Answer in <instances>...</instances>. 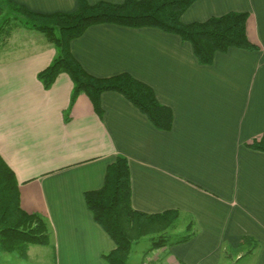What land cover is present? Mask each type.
I'll return each instance as SVG.
<instances>
[{
    "label": "crops",
    "instance_id": "0c3cea01",
    "mask_svg": "<svg viewBox=\"0 0 264 264\" xmlns=\"http://www.w3.org/2000/svg\"><path fill=\"white\" fill-rule=\"evenodd\" d=\"M13 1L39 13L72 12L79 3ZM231 11L249 13L247 34L257 49L217 51L211 64L200 63L181 36L150 26L93 24L71 41L88 73L127 72L150 85L173 111L170 130L118 91L102 93V116L85 92L71 105L67 73L48 89L38 77L57 55L54 44L39 31L13 30L0 48V154L16 174L21 207L45 216L52 238L30 245L25 257L0 251L1 262L48 264L50 257V264H106L103 255L116 243L85 194L104 186L108 167L122 155L129 161L132 207L154 215L175 210L173 231L193 232L187 241L153 250L147 235L150 250L133 255L131 264L146 258L264 264V151L251 147L264 134V0H196L181 20Z\"/></svg>",
    "mask_w": 264,
    "mask_h": 264
},
{
    "label": "trees",
    "instance_id": "16d2710c",
    "mask_svg": "<svg viewBox=\"0 0 264 264\" xmlns=\"http://www.w3.org/2000/svg\"><path fill=\"white\" fill-rule=\"evenodd\" d=\"M195 1L124 0L114 3L100 0L90 3L79 0L77 9L72 12L39 13L13 0H0V48L15 28L39 31L57 49L51 64L38 74L45 88H50L61 73H67L74 85L71 105L81 92H85L95 111L102 116V93L118 91L145 113L154 125L170 130L173 111L158 100L150 85L127 72L107 77L88 73L73 55L71 41L93 24L110 23L128 27L150 26L177 34L192 44L202 64H211L217 51H227L230 47L257 49L247 34V12L231 11L205 21L184 23L181 16ZM251 147L264 151V134L254 140ZM131 197L129 161L122 155L108 167L104 186L85 194L95 220L116 243L113 251L103 255L106 264H129L134 243L147 235H153L152 250L168 246L173 229L177 227V211L155 215L143 213L132 207ZM188 227L191 229L192 225ZM192 233H180L175 243L187 241ZM51 238L50 221L40 213H29L21 207L16 174L0 154V251L25 257L30 245H48ZM249 240L245 237L243 242Z\"/></svg>",
    "mask_w": 264,
    "mask_h": 264
},
{
    "label": "rangeland",
    "instance_id": "374dc122",
    "mask_svg": "<svg viewBox=\"0 0 264 264\" xmlns=\"http://www.w3.org/2000/svg\"><path fill=\"white\" fill-rule=\"evenodd\" d=\"M1 22H2V18H0V24H1ZM181 232H182V230H178V229L173 231V234L169 238V245L170 246L176 242V240H177V238H179V236H181V235H179ZM175 233H177V234H175ZM151 237L152 236H145L144 238H142L139 242H137L134 245L132 255L130 256V259H129V264H131V260L134 259V258H132L133 255L140 256V255H143L145 252L150 250V243H151L150 238ZM38 245L39 244H36L33 247H38ZM32 251H33V249H32ZM150 252H152V251H150ZM14 255H16V253H14ZM19 257H20V255H19ZM45 260H46V258H45ZM50 262L51 261H50V257H49L47 260V263L50 264ZM0 264H4V263L0 261ZM27 264H33V263L31 261H29V262H27Z\"/></svg>",
    "mask_w": 264,
    "mask_h": 264
},
{
    "label": "built area",
    "instance_id": "2783aa9c",
    "mask_svg": "<svg viewBox=\"0 0 264 264\" xmlns=\"http://www.w3.org/2000/svg\"><path fill=\"white\" fill-rule=\"evenodd\" d=\"M146 257V256H145ZM141 264H153L149 258H146L142 261Z\"/></svg>",
    "mask_w": 264,
    "mask_h": 264
}]
</instances>
